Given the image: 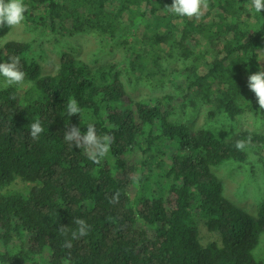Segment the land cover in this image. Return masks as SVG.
I'll return each instance as SVG.
<instances>
[{
	"label": "trees",
	"instance_id": "obj_1",
	"mask_svg": "<svg viewBox=\"0 0 264 264\" xmlns=\"http://www.w3.org/2000/svg\"><path fill=\"white\" fill-rule=\"evenodd\" d=\"M23 2L27 19L41 30L65 36L96 32L110 40L122 31L125 16L132 24L138 17L145 29L153 27L133 57L139 73L148 64L159 68L163 56L175 54L191 61L177 70L183 101L210 106L209 117L223 114L234 120L248 113L264 118L247 87L248 76L262 70L258 51L264 55V10L250 9V0H209L214 17L200 22L170 13L166 6L172 0ZM141 7L151 18L137 13ZM9 30L0 27V39ZM198 37L205 48L196 53ZM30 49L19 41L0 46V63L19 57L28 83L22 95L16 86L0 90V264H262L253 250L264 232V203L255 216L237 207L223 196L212 168L225 161L244 163L251 149L264 151V132L242 130L222 140L211 129L172 120L175 97L169 93L132 100L113 62L91 68L62 51L55 73L41 75ZM70 98L78 102L80 116L67 115ZM36 120L44 131L33 140L30 124ZM89 123L98 135L114 138L107 153L113 171L104 159L94 164L84 149L64 142L67 128L76 126L83 133ZM171 139H177V150L166 155ZM237 140L247 142L245 150L236 149ZM160 175L170 184L162 196H155L151 176ZM17 180L31 187L9 190ZM144 184L148 196L138 193ZM131 185L137 188V201ZM117 192L119 203H110ZM195 216L217 241L199 243ZM75 218L90 226L79 240L71 238ZM61 225L67 226V236L59 232Z\"/></svg>",
	"mask_w": 264,
	"mask_h": 264
},
{
	"label": "rangeland",
	"instance_id": "obj_2",
	"mask_svg": "<svg viewBox=\"0 0 264 264\" xmlns=\"http://www.w3.org/2000/svg\"><path fill=\"white\" fill-rule=\"evenodd\" d=\"M208 5L201 18L196 19L198 22L213 19L214 10L210 8L209 0ZM29 10L34 15L40 14L39 10ZM158 12L163 14L161 9H158ZM137 13H147L146 18H151L149 11L145 10L144 7H141ZM173 22L181 24L179 19H174ZM121 24L122 31L116 33L113 39L105 40L96 32L65 36L51 33L45 29L41 30L25 15V20L21 25L10 28L8 33L0 39V46L6 41L29 43L31 45L29 57L39 64L41 75L55 73L59 64V55L62 51L70 52L76 59L85 62L91 68L113 62L117 64L120 79L125 86L126 93L132 100L149 101L152 98L169 93L175 97V113L171 117L172 120L184 123L193 129H211L216 137L222 140H229L242 130L264 132V118L253 117L248 113L234 120L223 114L209 117L208 110L210 106L204 105L198 100H194L193 104L183 101L181 94L183 84L181 78L177 75V70L183 68L184 63H191V61L183 62L175 54L171 57L163 56L159 61V68L148 64L146 70L139 73L132 65L133 57L138 50L143 49V36H149L153 27L150 26L145 29V23H141L138 17L136 23L132 24L128 16L123 18ZM197 42L199 48L196 49V53H199L204 50L205 42L201 37H198ZM162 48L167 50L166 46H162ZM258 59L262 70H264V55L261 50L258 51ZM207 60H209L208 56ZM27 86L28 83L26 82L21 86H16L18 93L22 95ZM3 88L5 87H0V90ZM166 143V147H164L166 148L164 149L166 155L177 150V139L167 140ZM133 158L139 163L141 158L137 150H134ZM103 159L110 170L113 171L115 169L113 162L107 159V155ZM263 160L264 151L251 149L248 151V158L244 163L225 161L221 165L212 168L213 173L222 183L223 196L252 216L256 215L259 206L264 203ZM165 162L168 164L167 159ZM154 172L157 174L158 170L156 169ZM143 174H148L147 169L143 171ZM160 176H151L153 179L151 191L155 193V196H162L170 184L169 179ZM155 183L160 185L159 188L162 191ZM146 186L144 184L142 189L139 190L140 195L148 196L151 193L143 191ZM30 187L31 184L17 180L9 187V190L25 192ZM130 192L134 195V200L137 201L139 194L136 193L137 188L135 185H131ZM136 206L137 204L134 203V207ZM195 217L199 243L206 245L209 242L217 241L218 236L209 233L203 225V220L198 219V216ZM253 256L257 261L264 264V232L260 235L258 245L253 250Z\"/></svg>",
	"mask_w": 264,
	"mask_h": 264
},
{
	"label": "clouds",
	"instance_id": "obj_3",
	"mask_svg": "<svg viewBox=\"0 0 264 264\" xmlns=\"http://www.w3.org/2000/svg\"><path fill=\"white\" fill-rule=\"evenodd\" d=\"M208 0H172L171 5L166 6L167 10L179 17L199 20L204 10L208 8ZM250 9L256 13L264 10V0H250ZM27 7L23 0H0V27L7 26L15 28L25 20ZM25 72L21 70L20 58L10 56L7 62L0 63V87L21 86L25 82ZM247 87L254 94L259 106L258 110L264 112V70L252 73L247 78ZM66 113L69 117L81 114V108L75 98H70L66 104ZM86 132H81L79 127L71 126L64 132L63 140L69 148L84 149L89 160L94 164H99L109 152L110 146L114 141L111 135H98L94 124L87 125ZM44 128L39 120L30 124L29 135L31 139L38 140ZM250 139V138H249ZM235 147L243 151L247 147V142L237 140ZM138 179V177H137ZM119 192L115 193L109 200L110 203H119ZM76 231L71 232L73 240H79L89 234L90 226L84 219L75 218ZM61 235L67 236V226L59 227ZM65 247H71V241L66 240Z\"/></svg>",
	"mask_w": 264,
	"mask_h": 264
}]
</instances>
